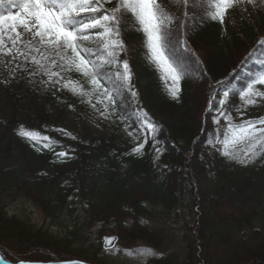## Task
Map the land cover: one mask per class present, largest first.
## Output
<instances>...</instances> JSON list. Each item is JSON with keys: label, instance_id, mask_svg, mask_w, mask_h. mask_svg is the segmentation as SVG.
<instances>
[{"label": "trees", "instance_id": "trees-1", "mask_svg": "<svg viewBox=\"0 0 264 264\" xmlns=\"http://www.w3.org/2000/svg\"><path fill=\"white\" fill-rule=\"evenodd\" d=\"M161 3L178 18L171 40L176 45L173 60L182 74L179 98L168 93L166 83H171L147 58L144 36L138 31L122 33L128 51L121 53L137 95L133 98L122 88L118 98L129 116L146 112L157 126L154 134L129 136L137 124L122 122L119 107L109 117L112 132H98L85 123L65 128L71 112L101 111L102 106L94 109L61 84L42 83L47 76H30L36 66L22 58L8 64L11 57L0 56V246L18 259L115 264L114 249L103 251L100 243L102 235L111 234L118 237L117 246L140 241L162 252L141 264H171L164 246L172 239H164L159 228L187 209L192 224L182 238L189 254V262L183 264H264V155L253 164L234 161L228 166L216 150L225 122L214 124L216 112L208 110L213 95L223 98L225 85L239 87L243 70L257 68L242 62L250 52L264 56V45L259 44L264 35H256L237 7L228 12L231 23L223 27L202 19L200 8ZM255 8L264 25V2L258 0ZM181 22L184 26L177 28ZM16 64L28 71L17 69L13 74ZM62 75L91 90L78 73ZM238 103V96L229 97L233 122L232 105L238 108ZM215 107L219 105L214 102ZM21 126L38 133L37 140L19 136ZM44 136L50 141H43ZM145 136L142 153H133L130 141L139 144ZM46 143L49 147L43 146ZM60 151L67 156L58 157ZM18 197L39 207L56 231L9 214V203ZM64 215L69 218L65 226L60 222ZM60 228L62 236L57 233ZM96 228V241L90 244L87 236Z\"/></svg>", "mask_w": 264, "mask_h": 264}, {"label": "snow or ice", "instance_id": "snow-or-ice-1", "mask_svg": "<svg viewBox=\"0 0 264 264\" xmlns=\"http://www.w3.org/2000/svg\"><path fill=\"white\" fill-rule=\"evenodd\" d=\"M243 4L256 7L258 0H198L191 4L190 0H169V5L177 8H200L203 11L202 19L218 21L221 25L231 9ZM5 5L9 9L6 14ZM241 10L246 11V8ZM184 16L187 18V11ZM177 19L161 0H0V56L11 57L8 64L22 58L25 63L35 65L36 70L29 72L30 76H47V81L42 83L61 84L62 88L86 98L82 102L91 104L94 109L96 104L101 105L103 111L100 115L105 119L116 115L119 107L122 122L126 119L136 122L135 132L129 131L128 135L138 139L145 132L154 134L157 126L143 110L129 116L123 103L118 100L122 88H126L133 98L137 95L131 88L128 61L121 58V53L126 55L128 51L122 33H143L146 56L164 74L162 79L171 81V85L166 83V88L172 99L176 100L179 98L182 74L173 60L176 45L171 36ZM176 26L184 25L181 22ZM25 33L30 34V39H23ZM8 42L11 47L7 46ZM21 44L22 48L19 46ZM259 44L264 45V38ZM249 62L256 64L257 68L239 77L242 81L239 87L229 83L224 86L223 98L217 100V96L213 95L208 102V110L216 112L213 123L219 124L221 119L225 122L221 138L216 141L223 145L222 155L242 165L264 155V117L234 123L231 109L228 108L230 96L233 100L238 96L241 101L239 108L232 105L238 114H242L248 106H256L264 101V88L257 87L264 86V56L255 57L250 52L242 64L247 67ZM17 69L28 71L23 64H16L13 74ZM72 72L83 77L91 85V90H86L78 80L65 79L62 75ZM93 98L95 104H92ZM214 102L219 107L214 108ZM130 127L131 124L126 125V130ZM17 134L29 141H36L38 137V133L25 130L23 126ZM42 140L50 141V138L44 136ZM145 143L147 136L132 152L142 153ZM237 145L244 147L237 150ZM43 146L49 147V144ZM156 152L158 159L160 149L157 148ZM56 155L66 157L67 153L60 151ZM115 242V236L105 237V249L111 250ZM127 255L143 257L162 254L149 249L130 250Z\"/></svg>", "mask_w": 264, "mask_h": 264}, {"label": "rangeland", "instance_id": "rangeland-1", "mask_svg": "<svg viewBox=\"0 0 264 264\" xmlns=\"http://www.w3.org/2000/svg\"><path fill=\"white\" fill-rule=\"evenodd\" d=\"M5 7H6L5 14H6L9 9L7 8V5H5ZM242 8H246V11H242L241 10ZM237 10L247 20L249 27L256 33L257 36L260 37L264 35V25L262 24V22L259 21L255 7L249 4H243V5L238 6ZM11 11L15 12L16 9H11ZM230 23H231V16L227 14L222 26L225 27L229 25ZM23 39L25 40L30 39V34L25 33L23 36ZM7 46L11 47L10 42L7 43ZM246 71L248 70L244 69L243 73ZM158 72L161 76L164 75L161 71L158 70ZM169 82L171 83L170 80ZM257 87L264 88V86H259V85ZM240 106H241V101L239 99L238 108ZM101 111H103V108L101 109ZM101 111L92 110L89 112L78 113V114L71 112L65 117L64 127L65 128L72 127L73 124L85 123L86 125H88L95 131L112 132L114 129L113 123L111 122L110 118L108 119L103 118L100 115ZM233 116H234V123H239L243 120H255V119L264 117V101H261L256 106H248L246 109L243 110L242 114H238L236 111ZM129 144L132 145L133 147H136L138 145L134 141H130ZM236 147H237V150H239V149H242L244 145H237ZM216 150L221 154V157H223L224 161L227 162L226 164L228 166H232V163H234L235 160L229 159L225 157L224 155H222L223 145L219 143L216 146ZM262 157L263 155L255 159L250 164H253L254 162L260 160ZM9 204H10V206L8 207L9 214L10 213L16 214L20 220L22 221L26 220L32 226L36 228H41L42 226H45L49 230H52L53 232L56 231L52 227L51 221L45 219L39 207L27 201L23 197H18L15 202H10ZM186 210L187 209H185L183 213L180 212V215L178 216L177 219H173L172 221H165L161 223L162 227L159 228L161 231V236H163L164 239H167L168 241L172 239L171 245H168L169 243H167L164 246L166 248V252H165L166 255L172 259L171 264H183L184 261L189 262L188 260L189 254H187L186 249H184V245L182 244L183 235L187 232L186 227L192 224L191 220L189 219L190 214ZM60 220H61L60 222H62V224L65 226V222L69 221V218L66 215H64L63 217H60ZM57 231H58L57 232L58 234L60 233V236L63 235L61 234L63 231V228H60ZM97 231L98 229L96 228L89 233V236H87L89 238L90 244L96 241ZM110 235L111 234H106V235H102V237L110 236ZM124 244L119 245L116 248H114V252H113L114 257L112 260L115 261L114 262L115 264H141L145 262L148 258L154 257V256H147V255L143 257L137 256V255L128 256L127 253L130 250H149L150 249L155 253L162 254L161 251L158 252L154 250L152 247H149L143 244V242L141 243L140 241L137 243L129 244V245H124ZM0 250L5 255L8 262L11 264H17L18 261H22L18 259L17 257H15L9 250L1 246H0ZM22 262H26V261H22ZM69 264H73V263H69Z\"/></svg>", "mask_w": 264, "mask_h": 264}, {"label": "water", "instance_id": "water-1", "mask_svg": "<svg viewBox=\"0 0 264 264\" xmlns=\"http://www.w3.org/2000/svg\"><path fill=\"white\" fill-rule=\"evenodd\" d=\"M111 236H114V235L104 236V237L101 238L100 243H101V248H102L103 251H111V250H113V249L115 248V246H116V244H117V242H118V238H117L116 236H115V237H116V242H115L114 247H113L111 250H106V249H105L104 238H105V237H111ZM18 264H41V263H24V262H19Z\"/></svg>", "mask_w": 264, "mask_h": 264}, {"label": "bare ground", "instance_id": "bare-ground-1", "mask_svg": "<svg viewBox=\"0 0 264 264\" xmlns=\"http://www.w3.org/2000/svg\"><path fill=\"white\" fill-rule=\"evenodd\" d=\"M0 264H11L8 262V260L6 259L5 255L2 253L1 250H0Z\"/></svg>", "mask_w": 264, "mask_h": 264}]
</instances>
